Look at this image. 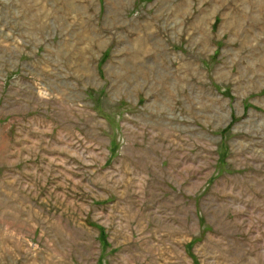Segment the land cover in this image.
<instances>
[{
	"label": "rangeland",
	"instance_id": "obj_1",
	"mask_svg": "<svg viewBox=\"0 0 264 264\" xmlns=\"http://www.w3.org/2000/svg\"><path fill=\"white\" fill-rule=\"evenodd\" d=\"M0 264H264V0H0Z\"/></svg>",
	"mask_w": 264,
	"mask_h": 264
}]
</instances>
